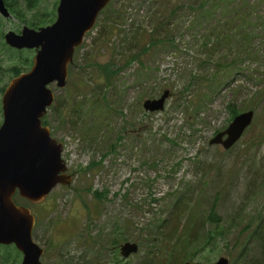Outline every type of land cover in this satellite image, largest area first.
Segmentation results:
<instances>
[{
	"label": "rangeland",
	"instance_id": "374dc122",
	"mask_svg": "<svg viewBox=\"0 0 264 264\" xmlns=\"http://www.w3.org/2000/svg\"><path fill=\"white\" fill-rule=\"evenodd\" d=\"M59 1H41L45 24L55 21L52 12ZM203 1L113 0L76 50L67 87L51 85L59 102L68 101L66 90L78 97L75 116L82 115L83 127L61 126L49 109V128L66 149L62 157L73 183L56 187L34 211L39 217L35 240L49 248L42 264H116L113 250L126 238L143 246L129 264H214L221 258L229 264H264V243L254 237L264 216V0H247L250 12L223 7L210 26L198 20L203 11L193 10ZM0 18V63L8 68L9 55L18 53L2 48L1 35L28 25L14 16ZM246 19L257 48L249 47L253 54L241 58L242 67L230 68L239 55L235 46L209 52L204 44L215 23L240 25ZM151 34L168 42L141 52L144 67L133 62L117 76L116 87L109 90L110 110L87 102L95 100L87 82L103 79L99 66L113 60L120 64L140 52ZM221 59L225 69L210 86L214 63ZM9 82L0 66V89ZM165 90L171 92L165 110L146 112L143 103ZM229 103L240 113L254 111L255 117L240 141L225 151L209 142L234 119L225 108ZM122 134L125 139L117 142ZM92 162L98 166L90 169ZM159 222L164 227L152 233ZM118 226L123 235L113 245ZM153 238L170 240V257L158 255L150 246ZM7 253L20 263L16 250L6 247L0 248V264H10Z\"/></svg>",
	"mask_w": 264,
	"mask_h": 264
},
{
	"label": "water",
	"instance_id": "95a60500",
	"mask_svg": "<svg viewBox=\"0 0 264 264\" xmlns=\"http://www.w3.org/2000/svg\"><path fill=\"white\" fill-rule=\"evenodd\" d=\"M112 1L60 0L53 24L39 29L24 26L20 33L9 31L4 35L8 47L36 52L30 70L13 78L2 96L0 245H14L24 256L22 264H41L44 250L33 240L35 217L29 208L17 205L14 197L18 194L31 204H39L57 186L73 183L62 158L63 144L43 125L56 101L51 85L56 84L60 90L67 87L76 50ZM0 15L13 18L5 0H0ZM170 95L167 90L157 99L146 100L144 110L164 111ZM254 117L252 110L235 116L209 144L225 151L232 149L251 127ZM119 249L122 259L128 260L139 252V245L126 242ZM214 264H229V260L221 258Z\"/></svg>",
	"mask_w": 264,
	"mask_h": 264
},
{
	"label": "trees",
	"instance_id": "16d2710c",
	"mask_svg": "<svg viewBox=\"0 0 264 264\" xmlns=\"http://www.w3.org/2000/svg\"><path fill=\"white\" fill-rule=\"evenodd\" d=\"M42 0H5L7 7L9 8L10 12L12 15L21 23L28 25L34 29H39L41 27L48 26V24H45V14L47 12H41L38 10V7L40 5ZM251 1V0H250ZM58 2L55 3V7L53 9L52 14L54 15V18L56 19V13L55 10H57ZM223 7L226 9L229 7H237V8H245L247 7L249 12L251 11V7H249L248 1L247 0H204L202 3L199 4L198 7L193 8L194 12L196 11H203V15H201L198 20L200 21L201 19H204V24H208V26L211 25L210 23V18H215L218 19V15L223 10ZM106 10V9H105ZM104 10V11H105ZM103 11V12H104ZM102 12V13H103ZM33 14L31 18H29V15ZM2 18H0V22H2ZM222 20V19H221ZM223 21V20H222ZM240 25H236L235 22L233 21H228L226 26H223L222 23H215L218 24V26H215L210 33L207 35L206 42L204 44V48L209 51L213 52L217 50L219 47L222 48H231L232 46H235L238 51L239 55L236 59H233L230 61V68H237L242 67L239 65V63H242L243 61L241 58L245 55H251V50L249 47L257 48V46L253 45V42L251 41L252 34H249L247 26L249 25L250 21L249 20H243L239 22ZM50 24V23H49ZM162 23L158 25L161 26ZM222 25V26H221ZM99 26V25H98ZM97 26V27H98ZM96 27V28H97ZM107 26L103 27V30H105ZM143 39L145 40V36L143 35ZM1 40H4L3 35H1ZM168 42V38H164L161 42ZM174 41L173 36H170V44ZM159 42V38L156 37L155 34L150 35V39L148 43H145L143 46L142 50L136 54L129 55L123 59V61L119 64L115 60L108 62L105 65H100L99 66V76H103V79L101 81H92L90 80V84L87 82V85H90L91 92H93V97L95 98L94 101H90L85 99L87 102H90L91 104L98 105L101 109H107L110 110V106L108 105V95H109V90L112 88L116 87V78L117 76H120L124 72L125 67H130V65L133 62H138L142 67H144V63L140 60V54L141 52H148L152 49L153 46L156 44L161 43ZM3 43V45H2ZM5 42H1L2 48H4L5 51L8 48ZM18 54L17 55H9L11 58L9 59L8 63V68L5 67L2 63H0L1 68L3 69V72H6L9 74L10 80L19 76L21 73L28 71L32 64H33V57H34V52L31 50H22V51H17L15 50ZM231 55V52L227 54L226 59ZM225 59V60H226ZM2 62H5L1 58ZM212 61H203L202 63L205 64L207 62H213L214 58L211 59ZM224 59H221L220 62L214 63V75L212 78L208 79L211 81V85L213 86L215 82L213 81H218V76L221 74L224 69H225V63H222ZM12 63L14 64H11ZM109 76H114L113 80H109ZM81 82V80H80ZM92 84V85H91ZM235 84V81H232L227 88H232V86ZM8 85V84H7ZM5 85L3 88L0 89L1 93H4L5 88L7 87ZM87 85H82L80 91L85 89ZM67 91V95L65 96L66 98L64 99L65 101L68 99L66 102H59V98H56L55 104L53 105L51 112L52 116H54L55 120L60 121L61 126L65 125H71V126H78L77 128H82L83 127V119H78V117L75 116V108L74 104L76 99L78 98L75 96L73 92H70L69 90ZM79 92V91H78ZM171 93V92H170ZM228 112L232 115L231 117L234 118L235 116H238L240 113L238 107L234 103H229L225 107ZM255 109V108H253ZM201 109L196 108V112H200ZM250 111V110H249ZM2 111H0V114ZM48 116L44 118V126H50L49 121L47 120ZM1 123V121H0ZM123 133L126 131V129H122ZM218 133V132H217ZM216 133V134H217ZM53 135V134H52ZM125 139L124 134L119 135L117 137V142H121ZM106 156V155H103ZM98 166V163L92 162L90 165V169L95 168ZM87 170V169H85ZM94 194V193H93ZM95 195V194H94ZM15 200L18 203H28L27 201L23 200L18 194L16 195ZM22 201V202H21ZM153 202H157V199H153ZM210 220H213V218H210ZM214 221V220H213ZM116 230V234L118 235V239L113 241V245L119 244L121 237L123 235L122 230L120 229V226L118 228H114ZM219 232L215 233L218 234ZM254 237L257 239L259 242V245L261 243H264V216L257 228V230L254 233ZM124 241H129L128 238L124 239ZM6 248V247H5ZM159 250H161V245L159 244L156 246ZM152 253V251H150ZM6 258L9 259L10 264H16V259H13V257L7 253ZM121 261H118L116 264H120ZM129 264V263H127Z\"/></svg>",
	"mask_w": 264,
	"mask_h": 264
},
{
	"label": "flooded vegetation",
	"instance_id": "af4514ba",
	"mask_svg": "<svg viewBox=\"0 0 264 264\" xmlns=\"http://www.w3.org/2000/svg\"><path fill=\"white\" fill-rule=\"evenodd\" d=\"M56 20V19H55ZM55 22V21H54ZM53 22V23H54ZM53 23H51V24H53ZM50 24V25H51ZM21 32V31H20ZM19 32V33H20ZM18 51V50H17ZM34 52V54L36 53L35 51H33ZM34 57H35V55H34ZM34 57H33V59H34ZM33 65V64H32ZM32 67V66H31ZM30 70V69H29ZM28 70V71H29ZM27 72V71H26ZM1 118H2V120H0L1 121V123H0V127H1V125H2V123H3V112L1 113ZM43 122H44V119H43ZM15 198L16 197H14V200H15ZM45 200H46V198H45ZM45 200L42 202V203H39V204H31L33 207H34V209L32 210L31 208H29V207H27V206H25V205H23L22 203H18L16 200H15V202H16V204L17 205H20V206H24V207H27V208H29L30 210H31V214L35 217V227H34V230H33V240L37 243V244H39V246L44 250V254H43V256L41 257V260H42V258L45 256V254L49 251V248H48V246H45V247H42L41 246V244L39 243V242H37L36 240H35V233H36V237H37V231H36V222H37V220L39 219V217L35 214V210H36V208H41L42 207V205L44 204V202H45ZM27 205H28V203H27ZM44 216V215H43ZM161 222V221H160ZM159 222V225H161V226H158V227H156V229L155 230H152V233L153 232H155V231H158L159 229H161L162 227H164V224L163 223H160ZM170 238V237H169ZM127 241H123V243H126ZM128 242H130V241H128ZM123 243H121L120 245H119V247H117V248H115L114 250H113V254H115V255H117V257H118V261H121L120 262V264H127V260H124V259H122V257H121V255H120V246L123 244ZM135 243H137V242H135ZM138 244V243H137ZM146 248H148V241H146ZM161 245V250H159L158 248H156V246H158V245ZM139 245V244H138ZM150 246H154V248L157 250V253H158V255L159 254H161V252L162 253H164L165 255H167L168 257H170V240H168V241H163V240H159V239H157V238H153V240L150 242ZM5 247H10V248H13V249H15L16 250V252H17V254H18V256H19V259L21 260H19V262L22 264V261H23V258H24V256H23V254H22V252H20L14 245H10V246H4V245H0V248H5ZM140 247L141 248H143V246H142V244H140V246H139V250H140ZM106 248V247H105ZM151 252L150 251H148L147 252V255H149L150 257H152V258H154V256L152 255L151 256ZM162 256V255H161ZM121 257V258H120ZM151 258V259H152ZM16 263L18 264V259H16ZM19 263V264H20Z\"/></svg>",
	"mask_w": 264,
	"mask_h": 264
}]
</instances>
